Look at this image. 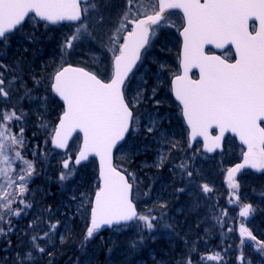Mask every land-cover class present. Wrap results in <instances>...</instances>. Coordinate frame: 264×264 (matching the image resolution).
Listing matches in <instances>:
<instances>
[{
  "label": "snow or ice",
  "instance_id": "1",
  "mask_svg": "<svg viewBox=\"0 0 264 264\" xmlns=\"http://www.w3.org/2000/svg\"><path fill=\"white\" fill-rule=\"evenodd\" d=\"M81 3L85 5L83 15ZM153 7L154 14L142 19L133 18L129 21L125 15L115 30V38H108L105 50L114 53V74L111 78L105 80L99 73L69 66L59 71L50 84V90L67 105L52 143L57 148H66L72 133L79 129L83 133V148L72 162L73 168L87 160L89 153L100 158L102 186L94 194L85 241L104 226L127 227L129 222L142 221L143 228L149 231L154 228L152 221L156 218L150 212L140 214L136 211L131 197L133 184L129 182L130 179L135 180L134 175L130 173L126 176L123 170L113 165L112 152L118 142L125 139L130 126L138 122L133 116L136 98L126 97L125 81L141 59V50L148 51L146 46L149 45L152 26L167 25L170 10L181 9L186 18L182 32L183 74L176 75L172 83L175 97L182 104L183 115L191 128L192 139L203 137L209 142L208 151H213L220 147L226 132L239 136L240 141L247 146V151L243 163L229 171L234 189L239 185L232 180L233 173L246 166L264 169V0H157ZM89 11H97L96 0H0V43L22 29L28 20L38 18L40 22L52 25L72 22V35L63 45L65 49L71 50L74 41L79 44L85 39H95L93 31L96 26L92 24L90 27L88 23L91 19ZM30 13L34 16H30ZM252 19L259 24L258 27L254 24L250 31L249 20ZM125 21L129 22L126 24ZM122 30H126V35H120ZM206 45H214L215 49L234 46V62H229L228 56L222 58L220 55L206 54ZM191 68L199 69L198 79L189 77ZM13 83L15 80L9 81V85ZM4 85L5 79L0 73V97L7 98L9 91L5 90ZM21 116L16 114L15 109L11 112L0 109V163L7 165L0 167V177L6 179L9 187L17 185L22 196L27 191L35 168L16 150L17 145L22 147L24 144L23 128L19 129L17 136L9 127L13 119L19 121ZM153 127L150 125L147 130L151 132ZM214 127L219 130V135L213 137L209 130ZM13 158L22 164L21 172L15 178L8 175L14 171ZM63 168H69V159H65ZM179 168L183 174L192 177L187 163L181 164ZM71 174L70 171L68 175ZM66 178L61 173L60 179ZM203 190L210 191L207 185L203 186ZM14 200L15 194L7 192L0 199V225L6 224L8 231L13 229L4 220V210L7 209L11 219L20 217L22 212L27 214L25 210L32 207L30 203L20 200L22 209H14L11 206ZM253 212L254 209L248 204L243 206L240 215L248 217ZM39 223V220H34L29 228ZM58 223H48L49 231L42 235H31V247L37 254L45 252L40 241L50 239ZM240 234L256 241V237L243 226ZM0 235H7L3 227H0ZM257 245L264 249V242L257 241ZM33 259L32 251H27L23 258L17 254V264ZM187 264H191L190 259Z\"/></svg>",
  "mask_w": 264,
  "mask_h": 264
},
{
  "label": "rangeland",
  "instance_id": "2",
  "mask_svg": "<svg viewBox=\"0 0 264 264\" xmlns=\"http://www.w3.org/2000/svg\"><path fill=\"white\" fill-rule=\"evenodd\" d=\"M156 4L157 0H96L97 11L88 12V16L91 17L88 21L90 27L92 24L96 26L93 31L95 39L93 41L85 39L79 44L74 41L71 50L65 49L63 45L72 35V25L39 26L35 19H30L22 29L0 43V65H3L0 67V73L2 71L12 73L13 70L17 73L22 65L24 71L32 70L34 66H32L31 59H56L55 63L50 65L53 76L67 59L70 63L91 68L104 79H109L113 71L114 53L105 50L108 38H115V30L125 15L129 17L130 21L154 11L153 5ZM89 8H91V4H89ZM172 19L174 22L178 21L177 16H173ZM129 21H125V23L127 24ZM175 29H177V24H170V22L157 29L148 51L144 53L140 66L126 87V97L136 98L134 110L135 121L138 122L134 123L128 143L117 154V165L128 175L131 173L135 177V180L131 181L134 184V200L139 207L140 214L150 212L156 219L152 221L154 228L150 231V234H153L149 235L150 242L144 240L143 244L136 241V236L126 239L120 237L127 229L134 230L130 228L132 224L124 229H117L115 234L120 235V242L112 264H164L163 261L157 260L158 255L156 254L151 258V261L147 258L149 254L151 255L152 248L164 246V248H168V251H172L164 243H154L156 235L161 238L165 234L171 233L172 228L169 224L175 223L180 228L186 229V235L193 238V242L196 237L203 238L209 231L207 225L218 221L222 215L218 214L217 216L216 214L219 197L228 193V195H233V191L236 195L235 198L241 200L244 205L237 204L235 200L231 199L233 202L231 205L236 208L230 209L231 214L240 215L243 206L248 205L249 203L246 202L250 201L252 208L257 210V214L252 216L251 213L246 217V221H249L254 229L257 228L255 229L257 232L264 227V223L261 222L263 221L261 217L264 218V175H260L263 178L258 179H255L248 171L242 172L238 177L235 175L232 180L239 185L236 189L233 188L230 178L226 177L227 169L242 156L243 146L239 145L235 138L229 137L224 151L214 156L203 152L202 146L198 143L191 146L188 130L181 117L182 112L178 108L179 104L175 103L171 95V79L179 73ZM37 30L40 33H37ZM125 33L126 30H122L120 35L123 36ZM15 59L21 63L20 67ZM16 75L4 77V87L6 91H9V96L1 97L5 102H0V104L4 111L11 112L15 109L16 114L21 116L23 110L20 105L28 92V85L22 77ZM10 80H15V83L9 85ZM40 84L42 83L40 82ZM42 86L40 85V87ZM43 88H39L37 93L29 97L27 102L29 109H26L28 113H25L29 114V117L25 119L22 115L21 119L17 121V126L11 128L9 125L12 133L19 136V129L24 128L26 122L30 124L31 121L34 124L33 117L34 115L38 116L36 120L39 128L38 133H32L30 140V137L27 138L23 135V146H16V150L20 152L24 160L30 161L33 165L32 158L36 154V149L45 147L47 136H52L53 133L49 134V132L43 131L44 127L48 129L49 120L46 119V116L50 114L53 105L55 106L53 101L46 97L43 98L44 94L41 90ZM137 94L139 95L137 96ZM150 125H154L151 132L147 130ZM80 140L78 137L67 153L57 152L51 164L56 170L50 169L49 171L53 175L55 174L58 179H60L61 173L67 177L63 180L59 190L58 207L60 212L54 220L60 221L59 229L63 233L71 231L74 221L81 224L87 223V221L89 223L92 201L97 188L95 161L74 168L71 164L80 145ZM65 159H69V168L61 169ZM183 163H187L188 170L192 171L191 178L183 174L179 168ZM0 167H7V165L0 163ZM12 167H14V171L8 173L11 177L15 171L17 172V169L19 173L21 172L22 164L13 158ZM70 171L72 174L69 176ZM0 178L3 183L6 181L3 177ZM204 185H207L210 191H204ZM254 186H259V188ZM243 187L254 188L255 191L243 193ZM2 195L0 187V197ZM20 200L30 203L32 207L25 210L27 214L22 212L20 217H12V220L6 221L11 224L12 231H8L6 224L0 225L7 233V235H0L2 240H9L10 237L21 232L18 222L23 218L29 216L31 221H34L33 217L36 213L38 214L33 204L18 193L15 199L18 206L14 209H22ZM127 241H129L128 244H123ZM134 242L135 247H133ZM188 242L190 240L186 238L185 244ZM40 244L45 248V255L37 254L32 249L31 238L24 242L21 246L22 249L26 252L32 251L34 256L33 261H25L24 264H50L49 259L55 257L61 248L63 249L66 241H61L55 230L50 239L40 241ZM175 244L177 246L178 243L175 242ZM93 249L94 242H91L88 245L87 264L93 260L96 252ZM154 251L157 252L156 249ZM17 254L19 253L13 252L16 261ZM19 256L24 257L20 254ZM4 258H9L10 263L13 262L12 255H6Z\"/></svg>",
  "mask_w": 264,
  "mask_h": 264
},
{
  "label": "trees",
  "instance_id": "3",
  "mask_svg": "<svg viewBox=\"0 0 264 264\" xmlns=\"http://www.w3.org/2000/svg\"><path fill=\"white\" fill-rule=\"evenodd\" d=\"M37 24L39 26L45 25L41 22H37ZM45 26L48 27V25ZM36 32L40 33L38 30ZM15 60L18 62V64H20V67L21 63L17 59ZM55 61L56 59H31L32 66H34L32 70L24 71L22 65L20 70H17V73L15 70H13L12 73L10 71H2L3 77L15 76L17 74L16 76L22 77L28 85V92L24 97V103L22 102L20 105L21 110H23V117H25V119L29 117V114H25L28 113L27 110L29 109L27 104L29 97L37 93L39 88L44 87L41 89L44 94L42 95L43 98L46 97V99L53 101L55 104V106L53 105L50 114L46 116V119L49 120L47 125L49 131L46 127L43 128V131L49 132V134L53 132V129L55 128V125L63 110L62 104L50 90V84L53 77L51 73L52 68L50 65L54 64ZM67 63L70 62L66 59L64 64ZM43 71L45 72L44 74ZM40 82L42 84H40ZM40 85L43 86L40 87ZM0 102L5 101H2V98L0 97ZM0 109L4 110L1 104ZM18 113L21 112L18 111ZM37 117V115H34L33 117L34 124H32L31 121L30 124L26 122V126L23 128V135L27 136V138L30 137L29 140L31 139L32 133H38L39 128L36 123ZM9 125L11 128H13L14 126L18 125V122L17 120L13 119ZM50 139L51 135L49 137L47 136L45 147L36 149V154L32 158L35 170L32 172L30 182L27 184V191L22 195L36 208L38 214L36 213V215L33 217V220H39L40 223L38 225L34 224L33 228L30 229L29 224L33 221H31L28 216L23 218L22 221L18 222V224L21 226V232L19 234L13 235L9 240H2V238H0V264H17V261L13 256V252H18L21 256H24L26 251H24L21 247L24 242L30 239L31 235L34 233H39L42 235L44 232L49 231L47 227L48 223L57 222L59 223L56 228V233L59 238H61V236L64 237L63 240L66 241V244L63 246V249L61 248L57 255H55V257L49 259V261H51L50 264H87V258H89L87 255L88 245L91 242H94L93 250H96V252L90 264H112V259L116 254V250L120 242V235H116L115 233H117V229H124V227L99 230L98 232L94 233L92 238H89L87 241H85L87 228L89 227L88 221L87 223L82 224L80 222L74 221V229L72 225L71 231L68 233H63L60 231V221H54L60 212L58 207V195L59 190L62 187L61 184L63 183V180L58 179L55 174L53 175L49 172L50 169L56 170V168L51 166V164L53 157L57 154V152L51 147ZM94 165L96 164L94 163ZM61 169L64 168L61 167ZM94 170L95 181L97 184L96 189H98L99 183L97 180V169ZM17 174H19L18 169L17 172L15 171L12 174V177H16ZM252 175L255 179L262 177L254 174ZM0 185H3V187H1L2 194L4 192L15 194L16 199L17 193L19 194L17 185L14 184L9 187L7 186V181L3 183L1 178ZM254 187L259 188V186ZM254 191V188L243 187L242 192L253 193ZM234 193L235 192L233 191V195H228V193L224 196L221 194L222 196H220L218 199V208L216 205L215 206L219 210H217V216L218 214L219 216L221 214L222 215L218 218V221L207 225L209 231L204 235L203 238L196 237L194 240L195 242H193V238L191 239L189 235H186V229L180 228L177 226L178 224L170 223L169 225L172 228L171 233L165 234L161 238H158L156 235V241L154 243H164L172 251H168V248H164V246L152 248L150 251L151 255L149 254L147 257L148 260L151 261L153 256L158 255L157 260L163 261L164 264H187L189 259L191 260V264H264V249H260L257 245V241L264 242V227L263 229L259 230V232H261L259 233L255 230L257 228L254 229L252 225L249 224V221H246V217L241 215L235 216L231 214L230 209H236L233 207L234 205H231L233 204L231 199L235 200L237 204L240 203L244 205L241 200L235 198L236 195ZM2 197L3 195L0 197V199H2ZM246 203H249L252 206L250 201ZM11 206L12 208L18 206L15 203V200ZM256 212L257 210H254L252 216L253 214H257ZM261 218L263 220L261 222L264 223V218ZM4 220H12V218L9 219L7 209L4 210ZM142 224V221L134 222L130 227L134 230L131 231L127 229L120 237H124L126 239L130 238V236H136V241L140 244H143L142 242L144 240L146 242H150L151 239L149 235L153 234H150L148 229L143 228ZM242 226L248 229V231H250L252 235L256 237V241L250 240L246 235L241 236L240 229ZM229 229H231V231H229ZM53 234L54 233L51 235L53 236ZM141 238L142 242H140ZM186 238L190 240V242L185 244ZM128 242L129 241L123 244H128ZM175 242L178 243L177 246ZM155 249L157 252L154 251ZM45 254L46 253H42L40 255ZM6 255H12V263H10L11 260L9 258H4ZM213 256H216L217 259H211ZM202 257L205 259L202 260ZM241 257H243V259H241Z\"/></svg>",
  "mask_w": 264,
  "mask_h": 264
},
{
  "label": "water",
  "instance_id": "4",
  "mask_svg": "<svg viewBox=\"0 0 264 264\" xmlns=\"http://www.w3.org/2000/svg\"><path fill=\"white\" fill-rule=\"evenodd\" d=\"M202 2H203V1H202ZM82 4H83V3H81L80 7H81L82 15H83ZM176 10H178V11H180V12L183 13V11H182L181 9H176ZM153 14H154V13H153ZM166 14H167V12L165 13V15H166ZM30 15H32V14L30 13ZM149 15H150V14H149ZM183 15H184V14H183ZM145 17H146V16H143V17H141V18H139V19H142V18H145ZM253 21L258 22V21L255 20V19L249 20V30H250V24H251V22H253ZM185 22H186V18H185ZM63 23H67V22H63ZM69 23H72V22H69ZM49 24H50V23H49ZM185 24H186V23H185ZM258 24H259V22H258ZM153 27H154V26H152V28H153ZM250 31H251V30H250ZM182 32H183V30L181 31V36H182V39H183ZM150 33H151V32H150ZM207 46H210V45H206L205 48H206ZM146 47H147V46H146ZM233 48H234V46H233ZM234 49H235V48H234ZM143 51H144V50L142 49V50H141V56H142ZM182 54H183V46H182ZM182 54H181V60H180V68H181V72H180L179 75H182V74H183V65H182V63H181V61H182ZM140 60H141V59H140ZM140 60L137 61L135 67H134L133 70H132V72L129 73V77H128V79L130 78V76L132 75V73L135 71V69H136V67L138 66ZM113 61H114V60H113ZM229 62H234V61H229ZM69 66H71V67H80V68H84V67L77 66V65L67 64V65L63 66L60 70H58V71L55 73V75H56L59 71L63 70V68H65V67H69ZM84 69H85L86 71H90V70H88V69H86V68H84ZM194 71H196V72L198 73V77H199V69H198V68H191V69L189 70L188 75H189V77H190L191 79H198V78H193V77H192V73H193ZM91 72H92V71H91ZM93 73H94V72H93ZM113 74H114V65H113ZM55 75H54V77H55ZM54 77H53V82H54ZM128 79L125 81V85H126ZM174 79H175V77H173L172 81H174ZM171 84H172V95H173L174 99L177 101V103H179V104L181 105L182 110H183V106H182V104H181V103L176 99V97H175V91H174L173 83L171 82ZM55 95H56V94H55ZM56 96H57L58 99L62 102V104H63V106H64V111H65V110H66V107H67L66 102H64V101L62 100V98H60L58 95H56ZM64 111H63V112H64ZM63 112H62V114L60 115V118H59V120H58V122H57V124H56L55 130H56V129L58 128V126H59V121H60V119L62 118ZM183 118H184V120H185V123H186L188 129H189V140H190L191 146H193L196 142H203V151H204L205 153L209 154V155H214V154H216V153H218V152H223V151H224V149H225V142H226L227 138H228L229 136H232V137H234V138L237 140L238 144L242 145L243 148H244V152H243V154H242V158H241V160H240L237 164H241V163H243V157H244V153L247 151V146L244 145V144L240 141L239 136H238L237 134L232 133V132H226V133L224 134V137H223V138L221 139V141H220V147L215 148V150H213V151H208V144H209V142L206 141L203 137H200V136H197L195 139H192V137H191V128H190V126L187 124V119H186V117H184V115H183ZM262 126H264V124H262ZM131 128H132V125L130 126L129 131L125 134V139H124L123 141L118 142L117 147L113 149V152H112V163H113L114 166H116V164H115V161H116V153H117L118 149L121 147V145L125 142V140H126L128 134H129L130 131H131ZM55 130H54L53 135H52V137H51V147H52L53 149H55V150L60 151V152H67V151L69 150V148H70V146H71L73 140H74L78 135H81V143H80V147H79V150L77 151V153L75 154L74 159H73V161H75V159H76V158L78 157V155H79L80 150H82V148H83V133H82L79 129H77L75 132L72 133L71 137H70L69 140L67 141V147L61 149V148H57V147H55V145L52 143V140H53V137H54ZM214 131H216V133H214ZM209 132H210V136H213V137L219 135V130H218L217 128H215V127L212 128V129H210ZM91 158L95 159L96 162H97V168H98V179H99V187H100V186H102V180H101V177H100L101 164H100V158H99V156H96L94 153H89V155H88V159H87V160H85V161H81V163H80L79 165H75V166H76V167L82 166V165L86 164V163L89 161V159H91ZM237 164H236V165H237ZM236 165H234L231 169L235 168ZM117 169L120 170L119 168H117ZM231 169H230V170H231ZM248 169L251 170V171H253V172H255V173H257V174H264V169H253V168L248 167V166H246L245 168L241 169L240 171L248 170ZM230 170H229V171H230ZM240 171H239V172H240ZM124 174H125L126 176H128L125 172H124ZM235 175H236V173H233V176H235ZM228 177H229V173H228ZM129 182L132 183L130 180H129ZM132 184H133V183H132ZM133 188H134V187H133ZM133 188H132V193H131L132 200H133ZM94 198H95V197H93L92 207H93V203H94ZM133 203H134V205H135V208H136L137 213H139V209H138L136 203L134 202V200H133ZM90 214H91V213H90ZM131 223H133V222H129V224H131ZM89 226H90V221H89ZM114 227H117V226H115V225H113L112 227L104 226V227H102L100 230H103V229H111V228H114Z\"/></svg>",
  "mask_w": 264,
  "mask_h": 264
},
{
  "label": "flooded vegetation",
  "instance_id": "5",
  "mask_svg": "<svg viewBox=\"0 0 264 264\" xmlns=\"http://www.w3.org/2000/svg\"><path fill=\"white\" fill-rule=\"evenodd\" d=\"M166 16H168V14ZM173 16H177L178 17V21L177 22L173 21V19H172ZM179 21H180V23H179ZM168 22H170V24H177V29H175V32H176L175 36H177V40H176V45L177 46H176V48L178 47L177 59H179V63H180V60H181L180 59V54H181V47H182L181 30L184 27L185 19H184V16L179 11H171V15L168 16ZM254 24L258 27V22H256V21L251 22V24H250L251 31H252V27H253ZM161 26H164V25H161ZM161 26H157L156 28L158 29ZM157 29H156V31H157ZM153 37H154V34L151 35V41H152ZM234 52H235V49L233 48L232 45H229L226 49H215L214 45H210V46H207L205 48V53L206 54H208V55H220L222 58H224V56H228L229 61H234V59H235V57L233 55ZM178 66H179V64H178ZM192 77L193 78H198V73L196 71H194L192 73ZM178 108L180 109L179 106H178ZM186 129H187V127H186ZM198 144L202 146L203 142H199Z\"/></svg>",
  "mask_w": 264,
  "mask_h": 264
}]
</instances>
